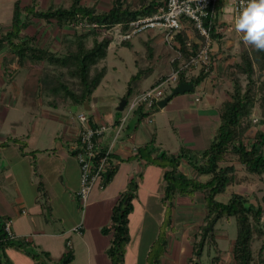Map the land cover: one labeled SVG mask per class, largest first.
<instances>
[{
    "label": "crops",
    "instance_id": "obj_1",
    "mask_svg": "<svg viewBox=\"0 0 264 264\" xmlns=\"http://www.w3.org/2000/svg\"><path fill=\"white\" fill-rule=\"evenodd\" d=\"M20 1L22 6L34 5L36 10L69 7L72 2ZM111 1L80 0L79 3L102 13L110 8ZM134 2L136 0H126L123 6L136 9L139 4L129 5ZM219 2L218 19H224L227 23L226 15L222 12L225 0ZM31 21L35 24L33 31L26 32L31 23L23 31V36H35L36 46L61 53L72 44L74 31L67 25L59 26L51 19L32 18ZM189 26L190 23L185 22L184 29L189 38L195 40V30ZM9 27L10 23L6 28ZM147 38H151L155 44L162 37L153 31L147 33ZM221 40L222 35L218 40L212 38L210 56L222 62L201 84L203 87L195 93L185 92L174 96L163 108L158 107L151 114V121L146 118L142 120L154 124L150 134L140 131L142 121L138 122L134 113L133 126L126 119L112 144L116 162L114 173L103 190L94 188L91 191L84 210L76 195L79 166L68 148L78 130L77 114L72 112L74 104L62 92L58 95L49 89L43 90L37 81L40 72L35 71L32 62L26 60L20 65L6 46L0 49V219H9L15 240L25 244V248L4 247L0 251V264L5 260L10 264H60L67 252L72 254V264H111L106 253L110 235L102 233L101 229L109 226L112 209L131 181L136 183L137 188L133 210L128 216L130 238L125 246L124 263L178 264V255L186 250L184 244L179 242L178 231L172 230L177 218L165 213L163 171L168 166L162 167L160 163L152 162L155 151L149 155L143 146L152 137H155L154 148L173 154L177 153V146L181 143L190 149H203L208 145L220 122L218 108L224 100L218 98L219 92L213 85L216 80L210 83V79L223 72V66L228 63L223 62V47L230 45L228 41L223 43ZM155 81L157 79L149 86ZM146 88L140 87L139 92ZM83 104L91 123L102 122L109 126L102 144L107 146L112 143L115 123L123 114L114 113L108 119H103L90 100L81 106ZM44 105L54 110L37 113ZM161 128L169 131L171 135L167 137L172 145H177L174 146L176 148H169V142H163L158 132ZM180 169L191 172L184 161ZM171 202L169 206L172 209L177 204L184 207L191 205L187 195L176 194ZM79 224H82L81 233L74 231ZM159 237L165 239L164 245L159 243ZM27 250L40 253V257L33 258ZM220 250L218 264H228L229 261H223V249ZM187 261L185 264H188Z\"/></svg>",
    "mask_w": 264,
    "mask_h": 264
},
{
    "label": "trees",
    "instance_id": "obj_2",
    "mask_svg": "<svg viewBox=\"0 0 264 264\" xmlns=\"http://www.w3.org/2000/svg\"><path fill=\"white\" fill-rule=\"evenodd\" d=\"M79 1L72 0L69 7H49L45 10H36L34 5L22 6L21 1L16 0L13 4L10 27L4 34L0 35V49L5 46L8 47L20 65L29 60L42 66L37 81L43 90L49 89L55 94L62 92L74 105L88 102L105 76L107 68L105 66L97 67V65L106 58L110 39L108 37L99 39L97 30H90L85 33L74 32L71 38L72 44L64 52H52L47 48L36 46L35 36H23V31L32 23V18L44 19L45 21L55 20L59 26L67 21L76 23L81 19L111 26L116 23L126 24L140 16L151 15L156 12L162 2V0H143V3L133 9L129 6H123L126 0H112L107 11L97 13L94 7L81 5ZM213 22H216V19H213ZM194 32L196 33V31ZM89 34H92L93 41L91 46L87 47L85 38ZM196 35L197 37L194 36L195 40H191L186 29L181 30L176 35L174 44L176 49L181 52L182 58L187 59L189 55L197 52L202 39L197 33ZM211 37L219 39L221 35L212 30ZM188 40L191 41L189 46L186 44ZM151 43V38L144 41L148 55H151L153 51ZM121 45L131 46V41L123 42ZM239 57L238 61L225 65V69L230 75L232 87L230 91H227V97L219 105L220 122L207 146L203 149L182 148L173 154L154 148L155 137H152L143 146V150L148 151L149 155L155 151L153 161H158L162 167L168 166V169L163 171L165 181L164 203L168 202L170 205L176 194L185 196L199 192L203 195L206 211L195 232L188 264H199L198 259L205 247H207L208 252L210 248L216 249L217 252L211 258V262L212 264L218 263L221 250L218 248L215 227L219 220L229 217L235 219L236 236L230 252L231 260L228 264H254L253 243L255 240H262L257 258L259 264H264L263 204L258 199L249 202L244 195L236 192H233L226 202L217 199V196L225 193L237 178L235 164L225 163L228 154L234 155L236 161L248 173L264 176V50H257L253 47L252 55L247 51H242ZM210 61L207 71L201 69L198 74L189 78L184 77V72H181L178 84L181 82L192 83L195 90L220 65V61L214 59L213 56H210ZM179 62V59H175L172 66L177 67ZM254 62L262 71L263 78L259 86H256L254 79ZM151 73L150 68L137 69L127 81V91L124 97L128 99L135 94L140 82ZM66 75L73 80L72 83L75 84V88L69 86L65 79ZM241 75H244L247 80L245 85L242 84ZM157 81L153 84H156ZM257 90L261 92L259 101L263 119H260L259 123L262 124L263 128L256 129L252 139L246 142L247 134L254 127L251 113L256 101ZM158 109V106H153L148 112L138 109L134 114L137 116L138 122H141ZM182 161L190 168V173L180 169ZM114 170L115 167L108 172L105 182L110 180ZM136 188V183L131 181L112 209L109 226L101 229L102 233L110 235L106 253L111 264H125V246L130 238L128 216L133 210ZM164 242V238L159 239L161 245H164ZM7 246L25 248L23 242L7 237L3 224L0 223V251ZM27 252L33 258L40 257V253L31 250H27ZM3 264L10 263L5 260ZM60 264H72V254L70 252L64 254Z\"/></svg>",
    "mask_w": 264,
    "mask_h": 264
},
{
    "label": "rangeland",
    "instance_id": "obj_3",
    "mask_svg": "<svg viewBox=\"0 0 264 264\" xmlns=\"http://www.w3.org/2000/svg\"><path fill=\"white\" fill-rule=\"evenodd\" d=\"M15 1L16 0H0V35L4 34L8 30L7 28L11 20L13 4ZM141 3H143V0H136V2L129 5H138ZM225 19L230 25L231 29H229L222 35L223 40L221 41H223V43L225 41H228L230 45L229 47H223V62L228 61V63L231 64L239 60V56L242 51H247L252 55L253 46L246 45L243 42V33L237 32L235 29H233L232 17L230 15L225 16ZM34 25L35 24L32 23L31 26L26 29V32L31 33L34 29ZM189 28L192 30L191 26H189ZM73 31L76 32L75 30ZM195 36H197L196 33ZM146 39L147 32H144L132 39L131 46L121 45L114 48L109 47L107 50L106 58L98 63L97 67L105 66L107 68V72L102 78L100 84L91 95L90 102L95 105L96 111L100 116L103 117V119H108L110 115L112 116L114 113H117L116 107L119 101L125 96L127 91V81L129 80V77L137 71V69L150 68L152 70L151 75L140 82V86L136 90L137 92H139V90H141L140 87H148L155 79H158L161 76L169 73L171 68L173 67L171 61L176 57L177 53L175 44L166 43L162 38H159L157 39V42L155 44L151 43L153 51L151 55H148L147 48L144 45V41ZM92 41V34L86 36L85 42L87 47L91 46ZM7 49L9 48L7 47ZM9 52L12 53L10 49ZM32 64H34V69L36 72H41V65L33 62ZM253 66L255 69L254 79L256 81V86H259V83L263 78L262 71L259 69L256 62H254ZM225 67L226 66H223V72H220V74L218 73V76L210 79V83H212L213 80H216L213 85L216 86V89L219 92V100L225 99L227 97V91H230L232 87L229 72L225 69ZM240 78L242 84L245 85V83L247 82L245 76L241 75ZM65 79L68 81L71 88H75V84L72 83L73 80L69 79L67 75ZM208 85L209 83L207 84V87ZM202 87V85L198 86L194 91H191L190 93H195ZM257 91L258 92L255 96L256 101L253 105L251 113V120L254 124V127L247 134L246 142L249 139H252L256 129L263 128L262 124L259 123L260 119H263L261 116L262 110L259 101L261 92L259 90ZM174 96H176V94L171 98H173ZM73 107L74 108L72 109V112L75 115L79 111H83L84 113L87 111L84 104L82 106L80 105V107L75 104L73 105ZM48 110L54 109L48 107L47 105H44L42 109L37 111V113H44ZM119 114L124 115V111H119ZM37 117L39 118V116ZM128 123H130V126H133L135 123V117H133L132 114L128 116ZM139 128L140 131L150 134L154 129V124L142 121L139 125ZM158 132L165 144L169 142V148H176L174 146L177 145H172L170 143V139L167 137L168 135H171L169 131L161 128ZM177 148V152H179L180 149L188 147L181 143V145L177 146ZM159 151H163V149L160 148ZM225 163L235 164V166L237 167V178L235 183L229 186L225 193L219 194L217 196V199L222 202H226L231 197V194L233 192H236L244 195L249 202L258 199L264 206V176H257L248 173L243 168V166L236 161L235 156L232 154H228L226 156ZM187 196L191 201L190 206L184 207L174 202V204L177 205L174 209H172L171 206L168 205V202L165 203L166 215H174L177 218L176 226L172 230L173 232H175L176 230L178 231L177 235L179 237V242L184 244V248L186 250L184 254L178 255V264H185V261L188 259L192 242L195 239V232L198 229V225L202 222V218L205 215L206 211L205 201L201 193H190ZM215 235L217 236L218 248L223 249V254H225V259L223 261L225 263L228 261L230 262L231 244L236 236V222L234 217L219 220L215 227ZM157 244L158 243L155 244L154 248H156ZM261 244L262 240H255L253 243V251L255 257L254 264H259L257 254ZM216 252L217 251L214 248H210L208 252L207 247H205L201 257L198 259L199 264H210V259L213 255L216 254ZM174 264H176V262H174Z\"/></svg>",
    "mask_w": 264,
    "mask_h": 264
},
{
    "label": "built area",
    "instance_id": "obj_4",
    "mask_svg": "<svg viewBox=\"0 0 264 264\" xmlns=\"http://www.w3.org/2000/svg\"><path fill=\"white\" fill-rule=\"evenodd\" d=\"M246 6L247 0H225L222 12L226 16L232 17L233 29H235V20L242 8ZM220 8L219 0H162L155 13L140 16L126 24L116 23L108 26L87 19L78 20L76 23L69 21L64 23L78 33L97 30L99 39L102 37L110 39L108 47L111 48L131 41L139 34L153 31H157L166 43H174L176 35L185 28V22L190 23L202 39L197 52L189 55L187 59L182 58L181 52L176 49V57L171 62L179 59L177 67H172L170 72L161 76L153 86H149L127 99L123 108L124 115L117 122L112 143L109 145L102 144V138L109 126L102 122L91 123L89 114L77 113L78 130L73 140L68 144V148L79 166V187L76 195L82 210L86 208L89 195L94 188L99 190L105 188V177L116 164L112 153V144L123 129L128 116L138 109L148 112L153 106H158V102L178 85L181 72H184V77L189 78L198 74L201 69L208 70L211 63V31L214 30L215 33L223 35L231 29L228 22L218 19ZM213 19H216V22H213ZM186 44L189 46L191 41L188 40ZM150 116L151 114L146 117L148 121H151ZM0 223L3 224L6 236L16 239L11 229L10 220L0 219ZM81 227L82 224H79L74 228V231L81 233Z\"/></svg>",
    "mask_w": 264,
    "mask_h": 264
},
{
    "label": "clouds",
    "instance_id": "obj_5",
    "mask_svg": "<svg viewBox=\"0 0 264 264\" xmlns=\"http://www.w3.org/2000/svg\"><path fill=\"white\" fill-rule=\"evenodd\" d=\"M235 30L243 33V42L264 50V0H247L235 20Z\"/></svg>",
    "mask_w": 264,
    "mask_h": 264
},
{
    "label": "water",
    "instance_id": "obj_6",
    "mask_svg": "<svg viewBox=\"0 0 264 264\" xmlns=\"http://www.w3.org/2000/svg\"><path fill=\"white\" fill-rule=\"evenodd\" d=\"M194 90V86L192 83H188V82H181L179 83L176 87H174L171 91L170 94L166 95L164 98H162L159 102H158V107L163 108L165 106V104L170 100V98L172 97V95H177V94H182L185 92H191ZM127 98L123 97L117 106V110L118 111H122L124 108V105L126 104Z\"/></svg>",
    "mask_w": 264,
    "mask_h": 264
}]
</instances>
